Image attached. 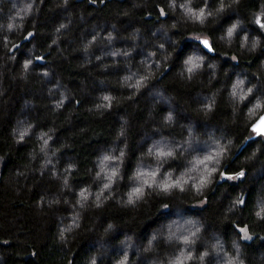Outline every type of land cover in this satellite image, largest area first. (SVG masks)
Wrapping results in <instances>:
<instances>
[{
    "label": "trees",
    "instance_id": "16d2710c",
    "mask_svg": "<svg viewBox=\"0 0 264 264\" xmlns=\"http://www.w3.org/2000/svg\"><path fill=\"white\" fill-rule=\"evenodd\" d=\"M13 2L23 8L26 0H0V7L7 13ZM59 5L60 0H43L39 15L25 25V35H33L29 41L21 37L15 62L0 61L4 90L0 96V157L4 158L0 162V264H91L93 258L95 264H184L181 253H193L182 238L201 226L195 254L217 243L234 252L233 239L242 237L246 229L255 233L251 242L238 240L247 264H264V221L254 223L253 215V210L264 208V133L253 128L264 113V17L251 22V13L259 12L264 0H241L236 9L221 13L217 23L203 30L191 26L170 30L161 24L154 6L130 16L118 15L131 9V0L103 4L70 0L67 7ZM218 6L219 0H210V9ZM175 19L169 15L168 22ZM238 19L243 23L227 38V28ZM69 21L58 44H53L55 29ZM109 33L114 35L111 41ZM195 34L206 35L210 45ZM97 35L99 40L85 51L84 45ZM160 44L174 51L167 70L152 81L151 91L145 88L127 99L134 92L128 85L137 70L144 65L155 68L161 61L165 49ZM129 49L134 50L131 55L122 54ZM4 55L0 46V56ZM33 55L38 59L25 82L19 74ZM201 56L203 69L187 79L185 60L196 62ZM45 71L51 75L44 77ZM241 80L242 88L237 87ZM252 85H257L256 93L241 100ZM61 91L69 99L57 113L53 109ZM103 95L115 99L110 109L97 111V104L109 103L99 99ZM213 104L206 114L203 109ZM29 123L35 124L32 134L14 143L13 133ZM122 128L125 135L119 136ZM50 129H55L50 151L64 144L71 147L53 156L41 176L29 169L39 167L43 154L33 162L29 153L37 146V133ZM233 138L247 145L243 152L226 153L222 146ZM168 152L173 157L162 155ZM218 154L222 171L213 168ZM106 155L115 159L105 161ZM164 160L168 163L161 167ZM69 164H75L76 170L69 176L70 190H62V180L50 178L51 173L55 166L63 175ZM117 168L111 191L101 195L102 200L111 198L97 207L95 195L108 183L107 174ZM241 171L245 175L237 179ZM18 172L26 175L17 176ZM204 172H212L216 180L205 193L207 203L201 205L204 197L198 195L199 185L192 178L199 174L201 181L208 179ZM169 173L172 185L181 177L189 180L191 193L172 189L173 194L167 195L157 190L154 182L169 180ZM141 186L145 197L127 205L128 193ZM163 188L170 185L164 183ZM81 192H86L84 198ZM241 195L244 203L237 206ZM42 197L60 203L38 210ZM76 224L78 228L66 233V242H60V231ZM215 259L222 261L223 254L210 257L208 264Z\"/></svg>",
    "mask_w": 264,
    "mask_h": 264
},
{
    "label": "clouds",
    "instance_id": "9594fccd",
    "mask_svg": "<svg viewBox=\"0 0 264 264\" xmlns=\"http://www.w3.org/2000/svg\"><path fill=\"white\" fill-rule=\"evenodd\" d=\"M70 0H60L61 7H67ZM90 3L96 4L97 0H89ZM105 0H100V3L103 4ZM210 0H203V3H201V0H131V9L125 8L123 11L117 13L120 16H130L135 10H138L140 8H150L155 7L157 12L159 13V19L161 24H167L168 28L170 30L177 29L178 27H194V28H200L201 30L206 29L210 27L211 25L218 22L217 17L223 13L228 11L229 9H236L240 4L241 0H219V6L216 9H210L209 8ZM43 5V0H40L39 4H37V0H26L23 8H18L17 4L13 2L8 9V12L5 13L4 9L0 7V46H2L5 55L0 56V61H12L15 62L17 54L15 53V49L20 47L21 44V37H23V41H29V37L33 35L32 32H29L27 35L24 33L25 25L30 17H37L40 13V7ZM197 5H199L197 7ZM150 16L151 13H148ZM171 15L172 17H175L176 19L172 22H168V17ZM69 16H71V13H69ZM257 16L264 17V6L261 7L259 12L253 11L251 13V22L253 24L256 23ZM243 23L242 20H236L230 27L227 28V38L233 37L234 33L237 32V30L240 28L241 24ZM69 23H60L59 26L55 29V38L53 39V44H58L60 39V33L62 30L67 29L69 27ZM33 27H35V20H33ZM140 29L136 28L135 32L139 33ZM13 34L15 35V39H13ZM99 35L94 37L92 40H89L84 45V50L88 51L94 43L99 40ZM114 39V35L112 33L108 34V40L111 41ZM221 39H224V37H221ZM247 39V38H245ZM258 41L256 44H253V49H255L258 45ZM160 48L165 49L164 44L159 45ZM133 49L124 50L123 55L129 56L131 55ZM13 53L12 55H7L8 53ZM155 55V53H153ZM174 55L173 52H169L165 49L161 61L156 62V67L153 68L151 65H144L142 69H138L137 72L134 74L136 79L133 80V82L128 85L129 87H132L134 89V92L132 96L128 97L127 99H134L136 95L139 94V92L145 88H148L149 91H151V88H149V85H151L153 80H156L159 78V76L163 75L164 71L167 70L168 67V61L172 59ZM38 59L35 55L32 56L31 59L25 60L22 64V69L19 74V78L24 80L25 82L28 81L29 75L32 70V65L35 62V60ZM97 59H102L101 57H97ZM185 67L188 73L187 79L191 80L192 76L198 71L202 70L204 67V57H199L196 62H193L191 58L185 60ZM209 67L215 68L214 64H209ZM2 75L3 73H0V96L4 95L3 90V84H2ZM51 75L50 72L45 71L43 73L44 77H49ZM181 76H184V73H181ZM14 80L17 78L16 76L12 77ZM127 79V78H126ZM244 81L241 80L238 82L237 87H243ZM257 91V85H252L251 87L247 88V91L240 97L241 100L246 98L247 95L256 93ZM51 94V89L49 90ZM233 95H235V90L233 91ZM69 99V96L61 91L60 92V99L55 102L54 104V112H59L63 107L65 102ZM99 99L101 101H109V103H102L96 105L97 111H103L108 110L112 107V104L110 101L115 99L114 97L103 95L100 96ZM78 103V101H77ZM213 105H209L206 108L203 109V111L207 114L208 112H211L214 108ZM91 111V109H90ZM264 115V113H261ZM70 120V116H69ZM167 120L171 122L173 120V116L169 114L167 116ZM35 128V124L29 123L27 127H25L22 131L14 132L13 133V141L14 143L19 144L21 141H25L28 136L32 134V130ZM81 131H84L83 129ZM51 133V134H50ZM55 134V129H50L49 132H39L37 133V146L29 153L31 160L34 162L37 159V156L39 154H43L44 160L36 169H29L30 171L39 172L41 176L44 175L45 171L48 170V167L50 164H52V157L56 156L63 147H71L70 144H64L60 148H51L50 141H52ZM125 130L122 128L119 132V136H124ZM42 141V142H41ZM126 147V146H125ZM226 153L230 154L234 150L239 149L240 152H243L245 148L247 147L246 144H238L236 143L235 139H229L227 141L226 145L222 146ZM125 155L124 151L120 152V159H123ZM162 155H166L168 157H173L172 152L164 153ZM256 153H253L254 158ZM227 158V155L224 157ZM3 157H0V162L3 161ZM105 161H108L110 159H115V157L110 156H104L103 158ZM251 159V158H249ZM221 159L218 154L213 168L217 171H222L220 168L221 165ZM168 163V160H164L161 164V167L163 164ZM106 169V165L101 167V172H104ZM76 170L75 164H69L64 169V174L60 175V173L56 170L55 166L53 167L51 177L52 179H60L62 180V190L71 188V185L69 183V176L72 171ZM91 171V170H89ZM119 172V169H115L112 172H109L107 174L108 183H105L103 185V189L101 190V193L95 195V205L97 207L102 206V204L105 202V200L110 199L111 197H105L104 200L101 199V195L104 190L111 191L112 188V182L117 179V173ZM242 173V175H241ZM26 173L24 172H18L17 176H25ZM169 180L163 181V182H154L155 188L157 190H163V192L167 195H172L173 191L172 189H178L179 192H188L191 193V186L189 180H184L183 177L179 181H177L174 185L171 184V176L172 173H169ZM202 175L207 176L208 179L201 181L200 175L198 174L196 177L192 178V183H196L199 185L198 189V195L200 197H204L200 200V204L203 205L204 203H207L206 199V191L211 188L212 184L215 182L216 177L212 172H204ZM245 175L244 171H241L237 179L243 178ZM167 183L170 185V188H163V184ZM151 187V186H149ZM87 191V190H86ZM17 192L19 193V189H17ZM88 194H91L88 192ZM80 196L84 198L86 196V192H81ZM145 197V191L143 186L134 188L131 192L128 193V199L125 202L127 205H134L138 200H142ZM59 199H45L42 197L37 202V209L42 210L44 205L47 204V206L51 207L53 204H59ZM244 203V197L241 195L236 198L235 204L242 205ZM81 206H83L81 201ZM167 207V205H165ZM230 209L229 211H231ZM192 211H196V209H193ZM253 215L255 217L254 223H259L260 221H264V208H260L257 210H253ZM79 224H76L74 227H66L62 229L59 233V241L60 242H66L68 237L66 236V233H71L75 230V228H78ZM203 230V226L198 227L195 229V231L189 232L188 235L184 236L182 238L183 244L185 248H191L193 254H188L187 252L181 253L183 257L184 264H187L188 261H195V264H208L210 257L218 258L221 254H223V260L220 261L219 259L214 260V264H247L246 259L243 256V251L241 248L240 243L238 240L242 239L244 241L251 242L253 240V236L255 235L254 232H251L249 230L244 231L242 237H238L236 239H233L232 241V249L233 251L226 250L224 245L222 244H210L208 246V249L203 251L202 254H195V245L197 242L201 239V232ZM153 240L156 239L155 236L152 237ZM173 237L170 235L168 237V240L171 241ZM264 239V237H262ZM149 250H151V244L149 245ZM91 264H95V258H93ZM171 264H175V262H171Z\"/></svg>",
    "mask_w": 264,
    "mask_h": 264
},
{
    "label": "rangeland",
    "instance_id": "374dc122",
    "mask_svg": "<svg viewBox=\"0 0 264 264\" xmlns=\"http://www.w3.org/2000/svg\"><path fill=\"white\" fill-rule=\"evenodd\" d=\"M194 37L196 39L200 40L203 44H204V41H208V46L210 45V41H209V39H208V37L206 35H204V34H195Z\"/></svg>",
    "mask_w": 264,
    "mask_h": 264
},
{
    "label": "snow or ice",
    "instance_id": "6c2138e0",
    "mask_svg": "<svg viewBox=\"0 0 264 264\" xmlns=\"http://www.w3.org/2000/svg\"><path fill=\"white\" fill-rule=\"evenodd\" d=\"M204 44L205 46H208V41H204ZM256 131L264 133V121H261L260 125L256 128ZM242 231H246V229H242Z\"/></svg>",
    "mask_w": 264,
    "mask_h": 264
},
{
    "label": "water",
    "instance_id": "95a60500",
    "mask_svg": "<svg viewBox=\"0 0 264 264\" xmlns=\"http://www.w3.org/2000/svg\"><path fill=\"white\" fill-rule=\"evenodd\" d=\"M261 121H264V115H262L260 118H258L255 123L253 124V128L256 130V128L260 125ZM258 132V131H257ZM259 133V132H258Z\"/></svg>",
    "mask_w": 264,
    "mask_h": 264
}]
</instances>
